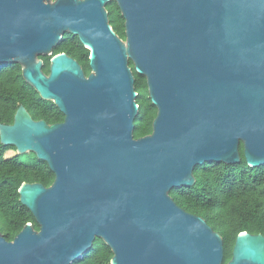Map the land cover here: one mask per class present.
I'll use <instances>...</instances> for the list:
<instances>
[{"label": "water", "instance_id": "95a60500", "mask_svg": "<svg viewBox=\"0 0 264 264\" xmlns=\"http://www.w3.org/2000/svg\"><path fill=\"white\" fill-rule=\"evenodd\" d=\"M115 1L125 39L109 23ZM88 49L90 73L65 52V33ZM48 55L49 71L39 56ZM63 113L35 120L19 105L0 142L45 161L49 186L21 183L31 222L7 240L0 264H73L101 238L110 264H223V239L181 208L205 162L264 164V0H0V64ZM157 107L135 138L134 76ZM226 264H264V234L239 232Z\"/></svg>", "mask_w": 264, "mask_h": 264}, {"label": "trees", "instance_id": "16d2710c", "mask_svg": "<svg viewBox=\"0 0 264 264\" xmlns=\"http://www.w3.org/2000/svg\"><path fill=\"white\" fill-rule=\"evenodd\" d=\"M109 23L117 35L125 39L124 18L115 1L106 4ZM65 52L78 61L85 74L90 73L89 51L76 35L65 33L55 46L53 53ZM43 61V71H49L50 56H39ZM134 76V88L137 92L138 113L134 119L135 138L152 131V121L156 116V107L148 95L145 76L137 73L129 62ZM19 105H23L35 120L43 119L47 123L61 122L63 113L50 100L40 97L28 84L21 71L20 64L8 62L0 64V123L9 124ZM13 145L0 142V232L7 239L13 237L27 222L38 230L30 210L19 200L18 189L23 182H40L49 186L54 173L48 164L38 159L34 153L25 160L22 154L6 156ZM239 163L205 162L193 169L195 183L192 186L173 188L170 195L184 210L199 215L218 232L223 239L224 262L231 257L232 247L239 232L264 234V164L251 167L247 165L243 146H239ZM112 251L99 237L92 246L73 264H110Z\"/></svg>", "mask_w": 264, "mask_h": 264}, {"label": "rangeland", "instance_id": "374dc122", "mask_svg": "<svg viewBox=\"0 0 264 264\" xmlns=\"http://www.w3.org/2000/svg\"><path fill=\"white\" fill-rule=\"evenodd\" d=\"M16 153V150H9L6 152V156H12ZM25 158V160H28L27 158L31 157V152L23 153L22 154Z\"/></svg>", "mask_w": 264, "mask_h": 264}, {"label": "flooded vegetation", "instance_id": "af4514ba", "mask_svg": "<svg viewBox=\"0 0 264 264\" xmlns=\"http://www.w3.org/2000/svg\"><path fill=\"white\" fill-rule=\"evenodd\" d=\"M149 95V94H148ZM156 107V106H155ZM156 114H157V107H156Z\"/></svg>", "mask_w": 264, "mask_h": 264}]
</instances>
